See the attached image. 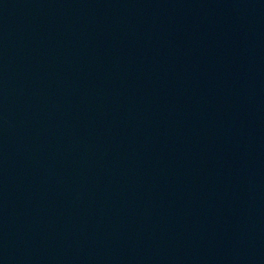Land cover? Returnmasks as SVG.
Masks as SVG:
<instances>
[{
  "label": "water",
  "instance_id": "1",
  "mask_svg": "<svg viewBox=\"0 0 264 264\" xmlns=\"http://www.w3.org/2000/svg\"><path fill=\"white\" fill-rule=\"evenodd\" d=\"M0 264H264V0H0Z\"/></svg>",
  "mask_w": 264,
  "mask_h": 264
}]
</instances>
